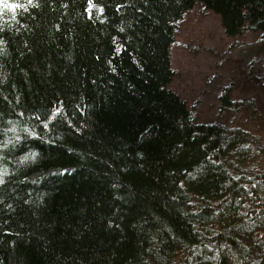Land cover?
<instances>
[{
  "label": "trees",
  "instance_id": "16d2710c",
  "mask_svg": "<svg viewBox=\"0 0 264 264\" xmlns=\"http://www.w3.org/2000/svg\"><path fill=\"white\" fill-rule=\"evenodd\" d=\"M7 2L0 264H264L263 139L196 122L170 52L196 4L264 37V0Z\"/></svg>",
  "mask_w": 264,
  "mask_h": 264
},
{
  "label": "rangeland",
  "instance_id": "374dc122",
  "mask_svg": "<svg viewBox=\"0 0 264 264\" xmlns=\"http://www.w3.org/2000/svg\"><path fill=\"white\" fill-rule=\"evenodd\" d=\"M170 52L175 71L171 88L193 107L196 122L241 127L264 142V37L260 32L231 38L216 13L196 4L177 23ZM225 87H231L233 100H252L253 108L222 110L220 95Z\"/></svg>",
  "mask_w": 264,
  "mask_h": 264
},
{
  "label": "snow or ice",
  "instance_id": "6c2138e0",
  "mask_svg": "<svg viewBox=\"0 0 264 264\" xmlns=\"http://www.w3.org/2000/svg\"><path fill=\"white\" fill-rule=\"evenodd\" d=\"M29 3H31V0H29ZM89 4H90V9L91 10V4H92V0H89ZM22 5H17V4H9L7 2V0H0V8H10V9H15L17 7H21ZM102 11V10H101ZM0 183H3L2 178H0Z\"/></svg>",
  "mask_w": 264,
  "mask_h": 264
}]
</instances>
